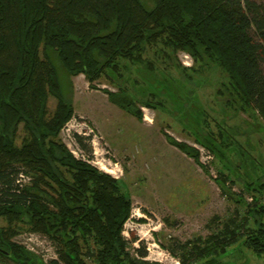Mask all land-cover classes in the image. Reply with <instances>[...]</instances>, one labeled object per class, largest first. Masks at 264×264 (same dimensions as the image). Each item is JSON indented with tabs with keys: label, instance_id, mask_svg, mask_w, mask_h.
<instances>
[{
	"label": "trees",
	"instance_id": "1",
	"mask_svg": "<svg viewBox=\"0 0 264 264\" xmlns=\"http://www.w3.org/2000/svg\"><path fill=\"white\" fill-rule=\"evenodd\" d=\"M151 48L184 74L187 69L175 60L177 51L189 54L201 70H217L223 77L218 93H226L236 110L255 112L264 122V0H0V217L8 223L0 228V240L18 263L33 264L34 259L12 241L25 226L57 246V259L47 264H86L85 258L94 264H134L122 237L130 217L128 194L117 179L75 159L57 138L73 107L50 55L55 54L69 77L83 75L90 88L101 76L123 84L116 92L104 90L108 100L142 120L137 98L124 85L132 66L143 70L139 74L148 85L145 78L156 71L145 57ZM163 80L157 89L181 118H188L187 106L194 104L190 93L175 80ZM147 91L146 98H152L140 106L164 109L163 98ZM49 96L56 100L51 114ZM193 134L230 173L247 170L249 164L253 172L260 171L246 172L243 186L254 201L255 193H264V167L235 148L228 128L219 123L216 137L212 132ZM73 137L87 149L86 137ZM166 137L198 160L194 148ZM231 147L236 164L228 157ZM23 173L30 175V185L21 184ZM248 214L256 229L242 245L264 253V223L259 220L264 208L254 207ZM228 243L213 240L192 254L209 257L202 264H219L216 256L224 254ZM137 252L145 256L143 250Z\"/></svg>",
	"mask_w": 264,
	"mask_h": 264
},
{
	"label": "rangeland",
	"instance_id": "2",
	"mask_svg": "<svg viewBox=\"0 0 264 264\" xmlns=\"http://www.w3.org/2000/svg\"><path fill=\"white\" fill-rule=\"evenodd\" d=\"M155 50L151 48L145 55L156 69L155 75L145 78L149 80L148 85L139 74L143 71L139 66L130 67L131 73L124 85L137 98L142 120L108 100L104 90L116 92L123 84L101 76L90 88L83 75L69 77L55 54L50 55L63 94L71 98L73 107L72 118L60 130L58 140L75 159L117 179L128 194L130 217L123 225L122 237L125 251L134 264H202L209 257H195L192 250L202 249L213 240L229 242L225 244L224 254L216 256L219 264H264V253H253L242 245L245 237L256 229L248 212L257 206L264 208V193H255L257 200L254 201L244 188L245 173L257 175L260 171L253 172L249 164L247 170L237 168L230 173L215 153L195 142L193 134V131L212 132L216 137L220 123L234 134L235 148L248 154L252 163L257 161L256 166L261 168V165L264 167L263 120L255 112L236 110L226 93H218L223 77L217 70H201L189 54L177 51L175 60L187 69L184 74ZM159 73L167 78H161ZM168 79L183 84L193 98L194 104L187 106L191 108L188 118L184 115L181 118L177 108L157 89V83L161 84L162 80L169 83ZM147 90L163 98L164 109L140 106V102L152 98H146ZM55 106L56 100L49 96L46 106L49 114ZM202 119L205 125L200 122ZM73 122H81L93 130L94 140L86 137L83 141L87 149L74 140L77 128ZM166 136L194 148L198 160L170 144ZM21 137L19 131L17 144ZM200 147L203 152L199 151ZM229 151L232 152L229 160L236 164L235 149L231 147ZM21 178L22 185L31 184L30 175L23 173ZM260 219L264 223V214ZM7 225L0 217V228ZM12 240L34 256L35 264L57 259V246L25 226ZM137 250H143L145 256L140 257ZM84 262L94 264L88 258Z\"/></svg>",
	"mask_w": 264,
	"mask_h": 264
},
{
	"label": "built area",
	"instance_id": "3",
	"mask_svg": "<svg viewBox=\"0 0 264 264\" xmlns=\"http://www.w3.org/2000/svg\"><path fill=\"white\" fill-rule=\"evenodd\" d=\"M187 56H184V58H186ZM75 123L73 125V127H76L77 129L74 130V133L73 134H76L78 136H82V137H92V141L94 140V137H93V130L88 128V126L84 125L83 123L81 122H73ZM74 138V137H73ZM203 148L200 147V150L201 152H203ZM81 152V151H80Z\"/></svg>",
	"mask_w": 264,
	"mask_h": 264
},
{
	"label": "flooded vegetation",
	"instance_id": "4",
	"mask_svg": "<svg viewBox=\"0 0 264 264\" xmlns=\"http://www.w3.org/2000/svg\"><path fill=\"white\" fill-rule=\"evenodd\" d=\"M1 233V232H0ZM2 238V236L0 235V239ZM14 243H16L17 245H19L17 242H15L14 240H12ZM4 241L1 242L0 240V262L1 263H6L7 261H10L14 264H21L18 263L17 261H15L14 257L10 256V253L7 251V249L4 247ZM6 257L12 258V259H5ZM35 264V263H33Z\"/></svg>",
	"mask_w": 264,
	"mask_h": 264
},
{
	"label": "bare ground",
	"instance_id": "5",
	"mask_svg": "<svg viewBox=\"0 0 264 264\" xmlns=\"http://www.w3.org/2000/svg\"><path fill=\"white\" fill-rule=\"evenodd\" d=\"M105 170V169H104ZM106 171V170H105Z\"/></svg>",
	"mask_w": 264,
	"mask_h": 264
}]
</instances>
